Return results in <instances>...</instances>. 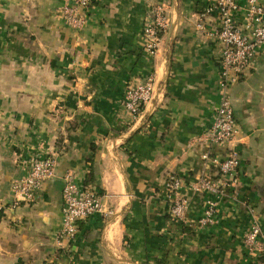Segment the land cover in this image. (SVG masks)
Listing matches in <instances>:
<instances>
[{
	"label": "crops",
	"instance_id": "obj_1",
	"mask_svg": "<svg viewBox=\"0 0 264 264\" xmlns=\"http://www.w3.org/2000/svg\"><path fill=\"white\" fill-rule=\"evenodd\" d=\"M210 1L101 0L75 32L57 15L63 0H0V264H264L243 243L253 220L264 238V45L230 89L239 132L229 147L254 209L227 194L215 225H194L207 197L190 188L204 170L196 139L221 100L216 18H200ZM156 4L169 23L150 55L142 30ZM149 75L152 99L133 119L121 99ZM48 157L55 176L17 202L13 184ZM66 174L104 210L74 240L58 237ZM171 174L184 220L169 212Z\"/></svg>",
	"mask_w": 264,
	"mask_h": 264
},
{
	"label": "built area",
	"instance_id": "obj_2",
	"mask_svg": "<svg viewBox=\"0 0 264 264\" xmlns=\"http://www.w3.org/2000/svg\"><path fill=\"white\" fill-rule=\"evenodd\" d=\"M101 0H63L57 9V15L75 32L81 31L89 22L91 11ZM211 0L204 8L200 18L214 15L217 22L212 36L219 44V90L221 100L215 109L210 128L196 140L204 144L205 150L200 158L204 170L190 185L192 191L206 195L204 210L195 222L196 228H208L216 224L217 205L215 199L227 194H237L241 181V164L237 151L230 146L239 126L234 117L230 97L231 87L238 81L239 75L249 68L252 60L264 45V3L263 0ZM169 23L164 4H156L150 9V18L143 26V51L155 55L158 51L161 34ZM204 30L203 24L197 25ZM210 35V34H209ZM211 36V35H210ZM154 78L147 76L139 84H129L125 88L121 105L136 119L143 108L151 101ZM214 169V170H212ZM55 176V160L51 157L34 161L29 174L15 182L12 191L16 201H28L32 193L44 180ZM62 223L59 238L74 240L78 234V224L95 214L104 213L102 196L89 187H80L69 174L62 177ZM165 189L171 197L170 215L184 220L188 209V199L182 194V180L171 174L165 182ZM263 236L261 226L252 221L244 236V246L251 254L264 250L260 241Z\"/></svg>",
	"mask_w": 264,
	"mask_h": 264
},
{
	"label": "rangeland",
	"instance_id": "obj_3",
	"mask_svg": "<svg viewBox=\"0 0 264 264\" xmlns=\"http://www.w3.org/2000/svg\"><path fill=\"white\" fill-rule=\"evenodd\" d=\"M241 193H239V190H238V193L237 194H234L235 195V197H237V199H239V200H241V202H242V204H244L243 206H245V209H247L248 211L252 208V209H254L253 208V206H252V204L250 203V199L247 197V194L246 193H244L245 195H242V197H241V195H240ZM243 194V193H242ZM102 196V195H101ZM247 234V233H246ZM245 234V235H246ZM260 241L261 242H264V238H263V236L261 237V239H260ZM264 244V243H263ZM257 256H261V258H264V250L262 251V252H259L258 254H257Z\"/></svg>",
	"mask_w": 264,
	"mask_h": 264
},
{
	"label": "trees",
	"instance_id": "obj_4",
	"mask_svg": "<svg viewBox=\"0 0 264 264\" xmlns=\"http://www.w3.org/2000/svg\"><path fill=\"white\" fill-rule=\"evenodd\" d=\"M88 180H90V179H88ZM264 261V260H263Z\"/></svg>",
	"mask_w": 264,
	"mask_h": 264
}]
</instances>
